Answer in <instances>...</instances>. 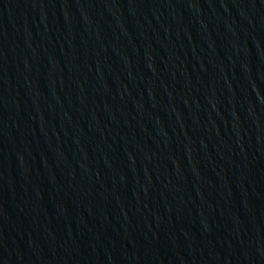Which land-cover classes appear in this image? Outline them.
Masks as SVG:
<instances>
[{
	"label": "water",
	"instance_id": "95a60500",
	"mask_svg": "<svg viewBox=\"0 0 264 264\" xmlns=\"http://www.w3.org/2000/svg\"><path fill=\"white\" fill-rule=\"evenodd\" d=\"M0 264H264V0H0Z\"/></svg>",
	"mask_w": 264,
	"mask_h": 264
}]
</instances>
